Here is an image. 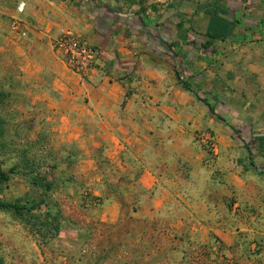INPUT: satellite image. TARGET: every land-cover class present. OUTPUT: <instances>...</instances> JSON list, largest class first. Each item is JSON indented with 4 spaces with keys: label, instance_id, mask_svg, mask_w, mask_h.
I'll return each instance as SVG.
<instances>
[{
    "label": "crops",
    "instance_id": "0c3cea01",
    "mask_svg": "<svg viewBox=\"0 0 264 264\" xmlns=\"http://www.w3.org/2000/svg\"><path fill=\"white\" fill-rule=\"evenodd\" d=\"M214 1L0 0V19L25 22L17 50L35 61L38 86L47 83L60 141L79 153L74 177L95 184L88 191L102 209L139 199L142 214L178 216L179 228L191 215L192 229L207 228L196 216L213 190L256 205L249 213L234 203L215 226L233 230L245 214L240 229L262 235L264 0H217L234 33L207 41L200 4ZM66 30L96 49L86 74L58 59L53 43Z\"/></svg>",
    "mask_w": 264,
    "mask_h": 264
},
{
    "label": "rangeland",
    "instance_id": "374dc122",
    "mask_svg": "<svg viewBox=\"0 0 264 264\" xmlns=\"http://www.w3.org/2000/svg\"><path fill=\"white\" fill-rule=\"evenodd\" d=\"M10 19H0V120L5 141L0 169L18 166L2 185L0 198L27 200L39 193L23 170V160H33L54 180L51 197L62 220L58 235L43 242L11 213L0 211V256L5 264H264V222L259 223L262 235L240 229L249 222L245 214L233 216L238 224L233 230L215 226L228 222L224 210L234 203L255 212L254 202L236 195L225 198L208 191L205 211L196 217L212 228L196 224L192 229L191 215L181 217L186 222L179 228L178 216L142 214L139 199H121L122 208L115 214L102 209L103 200L88 191L95 184L80 185L74 177L79 153L74 151L76 159H66L69 151L60 141L51 101L45 96L47 83L38 86L35 61L17 50L22 40L10 32ZM144 203L152 206L151 200Z\"/></svg>",
    "mask_w": 264,
    "mask_h": 264
},
{
    "label": "trees",
    "instance_id": "16d2710c",
    "mask_svg": "<svg viewBox=\"0 0 264 264\" xmlns=\"http://www.w3.org/2000/svg\"><path fill=\"white\" fill-rule=\"evenodd\" d=\"M141 1L139 0L140 3ZM216 1L212 3L202 2L200 4V8L207 18V28L205 31L207 41L223 40L233 36L234 33L235 20L229 19L227 17L229 11L218 6ZM183 86L192 91L189 84L184 82ZM207 105L211 111L214 110L210 104ZM4 145L3 121L0 120V153L3 152ZM68 157H72L70 151L66 159ZM17 166L18 164H15L5 171L0 169V189L10 179L11 174ZM49 167L54 169L56 166L50 164ZM39 168V163L30 159L23 160V170L26 171L25 176L29 184L39 191V193L27 200H23L21 197L13 200L0 198V211L11 213L41 241L48 242L60 232L62 214L57 202L51 197V192L55 188L54 180H50L45 173H41ZM0 264H5L1 256Z\"/></svg>",
    "mask_w": 264,
    "mask_h": 264
},
{
    "label": "built area",
    "instance_id": "2783aa9c",
    "mask_svg": "<svg viewBox=\"0 0 264 264\" xmlns=\"http://www.w3.org/2000/svg\"><path fill=\"white\" fill-rule=\"evenodd\" d=\"M23 7V2H20L17 6L20 12ZM24 23L21 18L12 17L9 24L10 32L16 34L19 38L26 37L27 30ZM53 44L61 61L71 71L77 74H86L94 66L97 57L96 49L71 30L63 31Z\"/></svg>",
    "mask_w": 264,
    "mask_h": 264
}]
</instances>
